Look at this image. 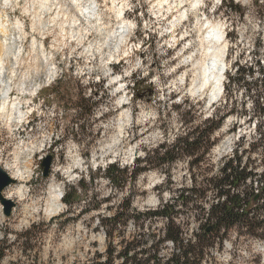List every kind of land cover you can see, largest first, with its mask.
<instances>
[{
    "label": "rangeland",
    "instance_id": "rangeland-1",
    "mask_svg": "<svg viewBox=\"0 0 264 264\" xmlns=\"http://www.w3.org/2000/svg\"><path fill=\"white\" fill-rule=\"evenodd\" d=\"M97 1L100 26L107 34L120 24L114 9L121 2L126 5L124 17L132 26L121 46L115 37L100 38L95 28L78 45L75 28L89 29L82 21L56 19L53 7L32 18V1L18 0L28 12L19 13L25 50L8 86L22 117L8 124L9 112L0 116V167L9 176L13 164L25 173L3 192L7 198L20 188L22 195L11 196L15 207L9 217L0 205V252L4 250L0 264H88L103 257L107 243L101 218L113 214L126 199L137 213L173 203L180 190L215 173L234 150L241 164L256 174L249 186L255 189L264 172L260 152L252 146L258 127H264V0H199L200 4L186 0V9L197 6L196 16L188 12L179 20L175 41L173 9L167 13L163 5L162 16L158 15L153 5L159 0ZM69 7L65 12L73 14ZM10 16L13 19V11ZM206 20L221 25L226 44L223 87L213 99L208 91H191L187 67V58L201 51V40L207 38ZM90 42L92 50L87 52ZM53 66L57 73L52 81L48 73ZM215 113L217 120L228 115L212 133L211 148L205 139L194 155L172 151L168 160L161 159L160 146H172L176 136L196 127L198 132L208 130L206 120ZM48 156L49 175L43 177L41 164ZM113 163L128 170L121 189L99 172ZM132 168L140 170L135 179L129 178ZM81 180L85 186L69 208L62 199L71 187L78 189ZM53 184L59 185L62 197L60 209L49 214L48 188ZM212 198L208 191L200 200L201 213L178 201L174 223L187 236L199 233ZM258 217L264 220V212ZM139 224L140 229L130 218L118 227L114 244L141 234L148 248L147 236L163 237L164 219L151 217ZM24 246L26 253L21 251ZM159 250L166 258L173 246L164 242ZM201 264H264V239L231 230L221 248L209 247Z\"/></svg>",
    "mask_w": 264,
    "mask_h": 264
},
{
    "label": "trees",
    "instance_id": "trees-1",
    "mask_svg": "<svg viewBox=\"0 0 264 264\" xmlns=\"http://www.w3.org/2000/svg\"><path fill=\"white\" fill-rule=\"evenodd\" d=\"M261 89L264 90V76L261 79ZM224 103L226 106V100ZM227 115L217 120L215 113L206 120L209 124L208 130L198 132L196 127L184 136H176L172 146H160L159 149H164L161 159L168 160L167 156L172 151L183 155H194L198 150V145L205 139L208 142V149L211 148L212 133L218 128L221 119ZM262 126L261 124L258 127V135L252 142V146L258 149L260 160L264 164V127ZM237 153L238 150H234L232 156L224 160L215 173L205 178L202 176L200 183L193 180L191 188L180 190L179 195L173 199V203L162 204L153 212L137 213L130 207L129 200H124L113 214L100 219L99 226L105 233L107 243L106 251L103 257L98 256L88 264H201L205 261L209 247L221 248L231 230H238L247 236L264 239V220L258 217L259 213L264 212V200L262 199L264 172L261 180L255 181V189L249 186V183L254 182L252 180L256 174L252 168L249 169L248 166L241 164ZM134 163L137 165L140 160L136 159ZM127 171V168H121L116 163L106 166L102 172L99 170L103 177L120 189L126 184ZM139 171L137 168H132L129 178L135 179ZM84 186L81 180L78 189L71 187L63 197V202L69 208H72L79 200L77 194ZM208 191L212 193L213 198L206 212L205 224L199 233L187 236L173 221L175 207L179 201L183 207L191 206L198 212L200 209L198 203ZM151 217L165 220L166 225L162 238L155 234L147 236L150 238L148 248L144 246L146 240L141 234L129 240L123 238L118 244H114L118 227L121 228L130 218L140 229L142 225L139 222L143 223ZM164 242H171L173 246V251L166 258L160 254L159 250V245ZM21 251L26 253L27 248L24 246ZM3 257L4 250L0 252V259Z\"/></svg>",
    "mask_w": 264,
    "mask_h": 264
},
{
    "label": "bare ground",
    "instance_id": "bare-ground-1",
    "mask_svg": "<svg viewBox=\"0 0 264 264\" xmlns=\"http://www.w3.org/2000/svg\"><path fill=\"white\" fill-rule=\"evenodd\" d=\"M24 1L26 2L27 0H24ZM31 1L32 3H30V6L29 5L27 6L31 7L30 9L32 10V12H29V14L31 13L32 18H33L34 13H38V12L46 13V12L51 11V8L53 7V9L57 10L54 18L57 19V17L59 16L60 18L61 16H63L64 18L70 17L72 22L75 21V23H78L77 21L79 20V21H82L84 24H86L87 25L86 27H88L89 29L84 28L82 30L80 28H75L77 29L76 31L77 38L75 40L77 41L78 45H82L84 41V37H87L89 30H93V28H95L93 32H95V34H98L100 38L103 37V39L109 40L111 39V36L115 37L117 46L119 47L121 46L122 43L124 44L123 41L126 39V36H128L129 31L132 26L131 22L125 20L124 14L126 13V10L124 9L126 8V5L124 4V2H121L122 3L121 6L116 7L114 9L115 18L120 21V24L118 25L117 30L114 31L112 34H109V33L107 34L106 29L103 26H100L101 24L100 21L102 20V17H101V14L99 13L100 11L98 10L97 0H87V1L85 0H40L39 4H37V0L36 2L35 0H31ZM14 3H18V0H0V35H1L0 37V116L4 115V113L6 114L7 112H9L8 118L5 117L8 124H11L14 118L21 119L22 117V110H20L18 106L19 104L15 102V100H13L14 102L11 101V92L13 90L10 86H8V83L11 80L9 78V75L12 76L14 75V73H16L15 72L16 65H17V61H19L18 57L20 58V55L22 52L21 47H20V39L21 37L22 38L25 37V32H24L25 29H24L23 23L21 21L18 22V20H13L10 16L11 11H8V8L11 7V5ZM194 4H200L199 0H195ZM163 5H166L167 13L168 11L170 10L172 11L173 9V19L170 22V25H171V28H173V31H171V33H173L172 40L175 41L174 33H175V30L177 29L176 26L178 25V22H180L179 20H181L184 17H187L189 13L196 16L197 6H190L189 9H186L185 8L187 5L186 0H159V2L153 5V7H156L157 14L160 16H162V6ZM68 6H70L69 8L72 7L75 13L74 11H73V14H70V11L65 12V10L68 9ZM35 7H38L40 9L36 10ZM60 10L61 11L63 10L61 15H59ZM23 12H26V9L25 11H22L21 13ZM93 21H96V25L90 24ZM80 24L81 22L79 23V25ZM206 25L207 26L205 28L208 29L207 35H206L207 38L205 40L204 39L201 40L202 43L200 47L202 48V50L197 51L196 53L194 52L195 53L194 55L192 56L190 55L187 58L189 61V65L187 67L190 68L188 71L190 73L189 76H190L191 91L201 92V93L208 91L209 97L213 99L220 95L222 91V87H223V79H224V74L226 71V68H225L226 44H225V40H223V34L221 32L220 24H212L211 22L206 20ZM33 26L34 27H32V30H35L36 29L35 24ZM38 29L39 28H37V30ZM34 42L35 41H33L32 43V45H34L33 48L35 47ZM105 44H106V41H103L102 46H104ZM86 48L87 49L85 50L87 52L91 51L92 43L91 45L89 44ZM47 70L49 71V69ZM55 73H57L56 68L53 66L50 69V72L48 73V76H51L52 81L55 80L56 78V77L54 78ZM22 88L20 87V91H22ZM36 89H35L36 91H39L41 89L40 85L36 87ZM20 93L22 94V92ZM30 93L32 94V91ZM11 169L13 170V174L10 177L14 180H19V179L21 180L25 171H23L24 172L23 173L14 164ZM48 189H49L48 190L49 196L47 199V205H48L47 209H48V213L52 214V213H56L60 209L59 199L61 197L62 191L60 190L59 185H54V184L51 185ZM21 191L22 190H20L19 188L14 193H11L7 197V199H10L12 195L20 197L22 195Z\"/></svg>",
    "mask_w": 264,
    "mask_h": 264
},
{
    "label": "water",
    "instance_id": "water-1",
    "mask_svg": "<svg viewBox=\"0 0 264 264\" xmlns=\"http://www.w3.org/2000/svg\"><path fill=\"white\" fill-rule=\"evenodd\" d=\"M52 158L50 156L46 157L42 164V176L47 177L49 175V169ZM16 180L12 179L1 167H0V205L3 209V214L5 217L11 215L12 209L15 207V203L3 196V192L9 186L15 184Z\"/></svg>",
    "mask_w": 264,
    "mask_h": 264
},
{
    "label": "built area",
    "instance_id": "built-area-1",
    "mask_svg": "<svg viewBox=\"0 0 264 264\" xmlns=\"http://www.w3.org/2000/svg\"><path fill=\"white\" fill-rule=\"evenodd\" d=\"M20 6L18 5V3H14L11 5V7L8 8V11H13V19L14 20H19L20 18L18 17V14L20 13L19 11ZM21 18H23V16L20 14ZM22 21L24 22V19H22ZM1 37V35H0Z\"/></svg>",
    "mask_w": 264,
    "mask_h": 264
}]
</instances>
